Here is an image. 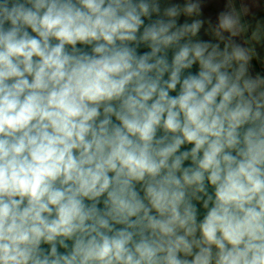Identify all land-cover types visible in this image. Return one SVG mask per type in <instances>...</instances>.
<instances>
[{"label": "clouds", "instance_id": "9594fccd", "mask_svg": "<svg viewBox=\"0 0 264 264\" xmlns=\"http://www.w3.org/2000/svg\"><path fill=\"white\" fill-rule=\"evenodd\" d=\"M213 2L0 0V264H264V17Z\"/></svg>", "mask_w": 264, "mask_h": 264}, {"label": "crops", "instance_id": "0c3cea01", "mask_svg": "<svg viewBox=\"0 0 264 264\" xmlns=\"http://www.w3.org/2000/svg\"><path fill=\"white\" fill-rule=\"evenodd\" d=\"M244 3L248 4L251 12L246 19H248L251 23H255L256 19H259L261 17H264V11L260 9V7L256 4L255 0H244ZM252 14H255L253 17ZM257 69H259V65L257 64Z\"/></svg>", "mask_w": 264, "mask_h": 264}, {"label": "water", "instance_id": "95a60500", "mask_svg": "<svg viewBox=\"0 0 264 264\" xmlns=\"http://www.w3.org/2000/svg\"><path fill=\"white\" fill-rule=\"evenodd\" d=\"M225 0H214L208 8L205 9V14L211 16L213 19L216 18V14L223 10Z\"/></svg>", "mask_w": 264, "mask_h": 264}]
</instances>
